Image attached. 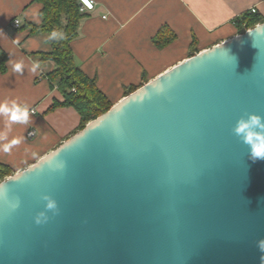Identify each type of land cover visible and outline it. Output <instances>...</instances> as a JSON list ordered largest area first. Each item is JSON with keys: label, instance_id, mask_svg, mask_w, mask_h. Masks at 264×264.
Instances as JSON below:
<instances>
[{"label": "water", "instance_id": "obj_1", "mask_svg": "<svg viewBox=\"0 0 264 264\" xmlns=\"http://www.w3.org/2000/svg\"><path fill=\"white\" fill-rule=\"evenodd\" d=\"M251 31L0 182V264H261L264 160L235 131L264 123V28Z\"/></svg>", "mask_w": 264, "mask_h": 264}, {"label": "crops", "instance_id": "obj_2", "mask_svg": "<svg viewBox=\"0 0 264 264\" xmlns=\"http://www.w3.org/2000/svg\"><path fill=\"white\" fill-rule=\"evenodd\" d=\"M95 10L82 21L72 43L76 63L96 78L98 88L114 103L126 91L149 82L177 64L238 35L234 19L252 9L264 17V0H94ZM42 6L35 0H0V45L9 57L8 72L0 73V104L15 103L36 110L27 123L10 120L0 112V164L21 172L57 149L77 131L81 117L73 108L47 111L55 100L64 101L57 84L48 78L55 69L49 53V35H31L25 24L41 23ZM19 22V28L13 23ZM164 27L177 36L158 49L153 38ZM195 41V46L193 42ZM23 61L21 72L14 64ZM35 65V72L32 71ZM30 129L37 131L29 139ZM21 142L9 152L3 145Z\"/></svg>", "mask_w": 264, "mask_h": 264}, {"label": "trees", "instance_id": "obj_3", "mask_svg": "<svg viewBox=\"0 0 264 264\" xmlns=\"http://www.w3.org/2000/svg\"><path fill=\"white\" fill-rule=\"evenodd\" d=\"M42 6L39 25L25 24L21 29H30L31 35L48 34L51 51L42 54L40 62L51 61L55 69L48 78L57 84L58 91L64 101L55 100L47 113H52L59 108H73L81 117L77 132L83 130L86 125L107 113L115 104L98 88L96 78H91L83 72L76 63L72 43L79 37L82 21L87 14L80 12V0H35ZM264 23V17L259 13L246 12L234 19L238 35L254 29L256 25ZM53 31L56 32L52 36ZM177 36L168 27H164L153 38V43L158 49H163L172 44ZM195 46V41L193 42ZM196 50L190 57L198 54ZM9 57L0 45V73L8 72ZM129 88L125 97L132 94L143 85ZM72 135V136H73ZM14 170L4 164H0V182L14 175Z\"/></svg>", "mask_w": 264, "mask_h": 264}, {"label": "clouds", "instance_id": "obj_4", "mask_svg": "<svg viewBox=\"0 0 264 264\" xmlns=\"http://www.w3.org/2000/svg\"><path fill=\"white\" fill-rule=\"evenodd\" d=\"M264 28V25H256V30ZM253 31L249 30V34H252ZM56 32L53 31L52 36H55ZM255 46V45H254ZM23 61L15 63L13 70L15 72H21ZM39 67V65H35L32 69L35 72V68ZM158 91H163V89H159ZM0 112L7 114L10 116V120L18 123H27L29 118V110L25 107L17 106L15 103L11 108L7 106V104H0ZM256 128L264 129V123H261V119L255 115L250 116L247 121L241 120L238 123L235 131L239 133H244V139L247 144L251 146L250 149V159L252 161H256L258 159L264 160V134H260L255 131ZM21 142L20 138H13L10 142L3 145V151L9 152L10 149ZM23 174H17L16 177L13 178L19 179ZM0 190H3V185H0ZM46 199H48L46 197ZM47 207L49 209H53L56 207L55 201L49 199ZM37 223H40V220L37 219ZM259 251L264 254V239L258 240L256 242ZM261 264H264V255H261Z\"/></svg>", "mask_w": 264, "mask_h": 264}, {"label": "built area", "instance_id": "obj_5", "mask_svg": "<svg viewBox=\"0 0 264 264\" xmlns=\"http://www.w3.org/2000/svg\"><path fill=\"white\" fill-rule=\"evenodd\" d=\"M95 7H96V2L94 0H80V12L83 14L94 11ZM250 12L251 13H258V10L252 9V10H250ZM13 27L19 28V22L15 21L13 23ZM27 108L29 110V115H35L36 114V110L34 108H29V107H27ZM36 136H37V131L34 129H30V131L27 133V137L29 139H34Z\"/></svg>", "mask_w": 264, "mask_h": 264}, {"label": "rangeland", "instance_id": "obj_6", "mask_svg": "<svg viewBox=\"0 0 264 264\" xmlns=\"http://www.w3.org/2000/svg\"><path fill=\"white\" fill-rule=\"evenodd\" d=\"M85 14H87V13H85Z\"/></svg>", "mask_w": 264, "mask_h": 264}]
</instances>
